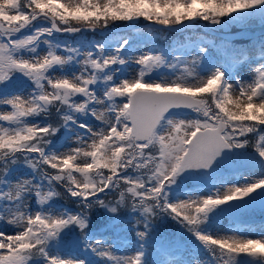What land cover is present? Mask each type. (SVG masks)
<instances>
[{"label": "snow or ice", "instance_id": "snow-or-ice-1", "mask_svg": "<svg viewBox=\"0 0 264 264\" xmlns=\"http://www.w3.org/2000/svg\"><path fill=\"white\" fill-rule=\"evenodd\" d=\"M252 10L264 12V0H0V106L10 107L0 112V220L17 229L0 231V264H87L89 255L100 264H182L163 241L165 259L151 261L145 251L164 218L199 242L207 264H264V234L212 230L257 201L264 207V176L237 172L229 183L223 174L236 162L264 170V63L246 82L234 69L247 53L213 60L201 46L190 61L162 52L133 58L128 39L108 51L104 43L74 46L55 37L118 21L135 27L143 20L161 31L200 21L223 29ZM259 55L264 60V43ZM127 63L139 65L138 74L118 78ZM67 65L79 71L69 76ZM15 81L27 95L6 91ZM53 110L59 126L48 122ZM61 128L74 147L62 150L52 139ZM22 165L29 178L17 176ZM188 180L194 186L181 189ZM57 186L79 211L56 206ZM112 193L119 198L106 202ZM94 207L114 214L113 223L121 208L137 217L135 255L115 254L96 237ZM70 234L83 259L61 254Z\"/></svg>", "mask_w": 264, "mask_h": 264}, {"label": "rangeland", "instance_id": "rangeland-1", "mask_svg": "<svg viewBox=\"0 0 264 264\" xmlns=\"http://www.w3.org/2000/svg\"><path fill=\"white\" fill-rule=\"evenodd\" d=\"M237 20H240L239 27L242 29L241 32L239 33L240 36L245 37V38H250V39L260 37L261 39L259 41L253 40L247 46H237V48L232 49L230 44L215 46L214 44L210 43L204 38H201L199 40H196L195 42L190 43L189 45L185 47H181V48L171 47L170 50L163 52L160 48H155V46L157 45V44H154L155 36L151 33H147V31L145 30L146 26H142L144 28L133 31L134 33L130 36L129 35L128 36L127 35L113 36L111 38H108L104 44L106 45L108 51H111L114 47L119 46V44L122 42L123 39H128L130 43L126 47L125 52L132 53L133 58L141 54H144L146 52H153V53L162 52V53L167 54L169 57L179 55L181 56L182 59H186L190 61L193 57H195L196 52L201 46H206L208 48L209 57L213 60H220L221 54L224 53L225 51L229 53V56L227 57L228 59H231V54L233 52L247 53V54L256 53L258 54L255 57V61L257 63V65L255 66L256 68L260 66L262 63H264V60H262L259 55L260 46L262 43H264V12H262L261 10H252L242 17H237ZM38 26H46V25H38ZM219 29L221 28L217 26L216 30H219ZM65 41H67L66 43L70 42L68 40H65ZM233 41L235 40H229V42H233ZM96 42L103 43L104 41L93 40V43H96ZM80 44H87V43L84 40L80 39L78 41L77 46ZM46 50H47L46 47L44 45H41V49H40L41 54H44ZM59 54L66 55V53H64L62 50L60 51ZM183 66L184 65H181V67ZM113 67L117 69H121V66L119 65H115ZM255 68H252L251 71L247 72L248 78L245 80L246 82H250L254 78ZM138 70H139V65L135 63H127L126 65L123 66L122 70L119 71L117 75H118V78H124V77L132 78L138 74ZM73 71H79V68H73L71 65L65 66V72H67L69 76H71V73ZM170 71H171L170 69H160V72L165 73V74H168ZM235 74L237 75L236 71H235ZM56 75L59 76L61 75V73L57 72ZM28 90L29 89L24 87V85L20 81L10 82L9 87L6 89V91H9V92H14V91L20 92L21 95H27ZM8 110H10L9 106L7 105L0 106V112H4ZM87 122L90 124H94V125L99 123L98 121H95L93 118H89ZM61 124L62 122L57 121L53 126H59ZM80 131H83V130H80ZM63 132H64V129L61 128L60 132L57 133V136L53 137L52 139L58 144L64 145L62 150L66 149L68 145H71L74 147L75 137L73 136L72 140L65 141L63 137ZM249 138L255 139V137L252 134H250ZM251 151L252 149L249 150V152ZM248 170L253 171V173L255 174L261 173L264 175V170H261L259 168L248 169ZM27 171H29V169H27V166L22 165L20 166V171L17 172V176H24V174ZM243 171H246V170H243ZM235 173L237 172L225 173L224 175L227 179H230L233 176H235ZM24 178H29V177L24 176ZM184 187L185 186L183 184L180 185L181 189ZM106 202H108L107 199H106ZM56 206L59 208H65L63 206H58V205ZM33 207H35L34 200H33ZM98 211H99V215L97 217V220L95 221V224H93V226L90 228L93 231V233L95 235L107 233L109 235H112L113 238L119 236L123 242V245L129 243L132 246L134 253H136L137 237H136L135 221L137 217L135 215L130 214L129 209L125 208L122 213H118L122 219L120 221L113 223L112 219H113L114 214L107 213L105 209L100 208V207H98ZM163 220L165 224L162 227L164 228L165 231H168L169 233V235L166 238V242H165V245L168 248V251L171 254H174V257H176L177 255L181 253L183 258L179 261H182V264H193L194 261H205V264H207V258L209 255L204 250H201V249L199 250V249L194 248L190 241L184 240L180 242H174L173 241L174 238L179 237V233H178L179 229L177 225H174L172 220H169L166 218H164ZM248 223L237 222L236 220L232 219L229 216H224V217H221L213 227L222 228L223 230H226V232L230 233V231H227V230L230 229L232 231H236L238 228H241L243 225L244 226L248 225V228H249L250 227L249 225H257V224H262V223L264 224V220H258V221H254L253 223L252 222H248ZM123 225L129 226L130 229L124 228ZM159 229L161 230L162 228H159ZM140 230L141 231L143 230L142 225L140 226ZM14 233H11V234H14ZM157 236H158V227H157V220H156L153 238L150 241L149 247L145 249V251L148 253V258L151 261H160V260L165 259V255L160 250V245H161L162 240L155 241V238ZM188 237H192V236L189 234ZM250 238H258V237L256 236V237H250ZM71 239H72L71 234L69 235V237H65V243L63 245L61 254L64 255L65 252H68L67 255H64L66 258H73L78 255L80 256V258L83 259L84 258L83 249L74 247L73 244L71 243ZM126 239H129V241L127 243H124L126 242ZM115 242L116 241L112 243V247L113 246L116 247V245L114 244ZM90 256L91 255L88 256L87 264H92V263H89ZM168 258L170 259L172 257L169 256Z\"/></svg>", "mask_w": 264, "mask_h": 264}, {"label": "trees", "instance_id": "trees-1", "mask_svg": "<svg viewBox=\"0 0 264 264\" xmlns=\"http://www.w3.org/2000/svg\"><path fill=\"white\" fill-rule=\"evenodd\" d=\"M228 19V18H224ZM239 21L237 18L235 20L229 21V24L226 25L222 30H214L211 25H209L205 21H200L203 22L209 29H212L213 31L217 33H229L232 35H236L241 31V28H239ZM128 22H115V24L110 28V29H105L101 31L100 29L98 32L91 31V32H82V33H76V34H60L57 33L55 34V37L60 40L61 42H67L65 40L70 41L68 44L71 43V45L77 46L78 41L84 40L87 44H93V40H99V41H104L105 43L108 38H111L113 36H124V35H132L134 30L131 29H125V30H120L117 32H114L112 30L114 29H120L124 27ZM149 22L140 20L137 22V25H147ZM158 26V25H156ZM147 33H151L155 36L154 38V44H157L156 47L162 48L165 51L170 50L171 47L174 48H181L189 45L192 42H195L196 40H199L201 38H204L205 40L209 41L210 43L214 44L215 46H220V45H226L230 44L231 48H236L239 45H249V42L252 40H255L256 38L253 39H248L245 37H235V41L229 42L231 39H224L220 37L217 34H209L206 31H204L202 28L197 27L195 29L187 28L179 33H172L168 32L166 30L161 31L160 29L153 28V27H145ZM260 39V38H257ZM57 121H60V118L56 115L55 110H53L52 115L50 116L48 122L54 125ZM249 150H251L249 148ZM57 191L60 193V196L56 197L54 199V203L58 206H63L67 209H71L72 211H79V209L76 206V201L65 191L63 187L57 186ZM103 195V194H101ZM118 193H112L107 197L106 199L109 201L111 200L113 203L115 202L116 199H118ZM125 208H121L119 210V213H122ZM99 215L98 207H94L91 213V222L89 227L91 228L93 224H95V221L97 220V217ZM167 219V218H166ZM174 225H177L178 227V233L179 237L174 238V242H180V241H190L191 244L197 248L204 250L200 245L199 242L195 240L194 237H188V233L184 231L181 226L173 221ZM164 220H157V227H158V236L155 238V241L157 240H162L163 242H166V238L169 235L168 231H165L164 228L162 227L164 225ZM159 228H162L161 230ZM205 251V250H204ZM206 252V251H205ZM207 253V252H206ZM208 254V253H207ZM209 255V254H208Z\"/></svg>", "mask_w": 264, "mask_h": 264}, {"label": "bare ground", "instance_id": "bare-ground-1", "mask_svg": "<svg viewBox=\"0 0 264 264\" xmlns=\"http://www.w3.org/2000/svg\"><path fill=\"white\" fill-rule=\"evenodd\" d=\"M249 25V24H248ZM250 27V26H249ZM248 28V27H247ZM260 52V51H259ZM258 54L256 53H249L248 56L250 57L249 60L245 61L242 64H237L235 66L234 71H236L237 76L240 77L242 80H246L248 78V73L249 71H251L252 68H255V66L257 65L256 61H255V57ZM254 65V66H253ZM238 94V90H233V95H237ZM67 149V148H66ZM64 149V150H66ZM243 175L249 176L253 179L255 178H259L260 176H264L261 173H253V171L251 170H246V171H242L240 172ZM243 175L239 177V182L243 183ZM229 183H234L236 182V177L233 176L232 178L228 179ZM207 193L205 192L204 195H206ZM251 211V210H250ZM248 212V211H247ZM246 212V213H247ZM248 214V213H247ZM250 215V214H248ZM253 223V222H252ZM249 224V223H248ZM124 228L130 229L129 226H125L123 225ZM250 227L248 228V225L246 226H242L241 228H238V230L240 231V233H243L244 235H247L248 237H259L261 234H264V224H257V225H249ZM0 230L7 233V234H11L17 231V229L15 228L14 225L7 223L6 220H0ZM213 232L215 231H219L221 235L224 234H233L236 231H230V233L226 232V230H223L222 228H218V227H213ZM97 238H105L106 240V244L105 247H110L111 251H113L115 254L118 255H135L132 246L128 243V244H124L121 240V238L115 237L113 238L112 235H109L107 233H102L99 235H96ZM116 241L114 244L116 245V247H112V243ZM129 241V239H126L127 243ZM68 252H65L64 255H67ZM172 256H174V254H172ZM66 258V257H65ZM183 258L182 254L180 253L179 255H177L175 257V259L181 260ZM89 263H94V264H100V262L97 260L98 258L95 256H90L89 258Z\"/></svg>", "mask_w": 264, "mask_h": 264}, {"label": "water", "instance_id": "water-1", "mask_svg": "<svg viewBox=\"0 0 264 264\" xmlns=\"http://www.w3.org/2000/svg\"><path fill=\"white\" fill-rule=\"evenodd\" d=\"M186 23H188V22H186ZM149 25L156 27L155 25H151V24H149ZM197 26H200L201 28H203L204 30H206L210 34L213 33V31H211L209 28H207L203 23H200L199 25L190 24L189 27L196 28ZM159 27L161 28L162 26H159ZM124 28L137 29V28H141V27L140 26L129 27L128 25H125V27H122L120 30H123ZM184 29L185 28H183V27H177L176 29L169 30V31L180 32ZM114 31H118V30L114 29ZM256 168H258V167H255V168L248 167L241 162H236L233 166L226 169L224 171V173H233V172H237V171H243L246 169H256ZM182 184L187 188H192L195 184V181L188 180ZM246 212L250 215H248ZM230 217L232 219L238 221V222H241V223H248V222H254V221H258V220H264V207H262L261 204L259 203V201H257V203H255L254 205H251L248 208L241 210L239 213H237L235 215H230Z\"/></svg>", "mask_w": 264, "mask_h": 264}]
</instances>
